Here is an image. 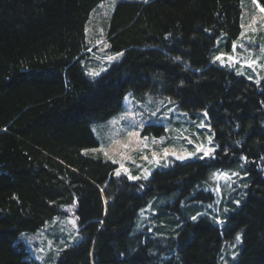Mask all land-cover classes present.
<instances>
[{
  "label": "trees",
  "instance_id": "trees-1",
  "mask_svg": "<svg viewBox=\"0 0 264 264\" xmlns=\"http://www.w3.org/2000/svg\"><path fill=\"white\" fill-rule=\"evenodd\" d=\"M101 1L0 0V264H35L21 234L75 200L83 238L55 264H161L175 251L178 264H220L224 240L238 233L233 264H264V81L212 61L219 38L229 46L241 34L242 0L118 3L107 37L124 55L92 79L82 64L86 26ZM129 90L169 97L193 116L206 111L214 155L132 181L115 175V163L85 154L99 144L92 124L117 113ZM241 164L240 204L231 203L223 227L208 212L195 221L181 212L185 199L214 202L212 171ZM151 200L168 210L134 232Z\"/></svg>",
  "mask_w": 264,
  "mask_h": 264
},
{
  "label": "rangeland",
  "instance_id": "rangeland-1",
  "mask_svg": "<svg viewBox=\"0 0 264 264\" xmlns=\"http://www.w3.org/2000/svg\"><path fill=\"white\" fill-rule=\"evenodd\" d=\"M122 1L148 2L150 0H103L93 9L86 26L89 54L87 59L82 61L89 78L101 76L114 62L123 57L112 62L106 59L116 54L110 50L107 34L115 8ZM241 6L240 36L229 46L225 36L219 38L212 54V61L260 84L264 81V12L260 11L262 7L257 0H242ZM222 53L225 63L215 59ZM229 56L235 57V60H228ZM93 71L100 74L95 77L88 74ZM249 77L252 78L249 79ZM129 93L133 95L127 102L123 98L122 107L117 113L106 120L92 124L93 133L99 144L97 147L85 149L83 151L85 154L115 163L116 169L121 170L120 176L128 177L125 173L127 169L130 175L140 176L139 180H145L143 179L145 174L150 173L148 177L150 179L156 170L168 169L174 162L182 163L201 159L203 151H197L198 148L205 151L209 148L217 150L209 116L208 114L207 117L204 116L206 111L193 116L182 111L176 101L169 97L155 99L147 95L140 98L132 90L127 91L125 96ZM169 100L172 103H169ZM201 123L205 127H200ZM141 124L143 127L140 126ZM156 126H162L164 132L160 135L156 134L153 130ZM129 132L139 133V135L129 136ZM209 137H212L211 144L208 141ZM165 149L168 152L167 156H165ZM105 152L107 155L104 154ZM172 153L177 155L194 153V155L180 160ZM214 153L207 157L213 156ZM242 166L241 164L232 171L231 169L212 171L207 183L215 193V201L189 202L185 199L179 207L181 212L191 217L208 212L210 218L223 227L226 222L225 215L230 210L231 203L240 204L238 197L243 176L239 173ZM173 201L172 199L170 202ZM236 201L239 203L237 204ZM154 202L155 200H151L139 211L134 232H138L145 225L150 228L156 226L155 224L159 223V212L168 210L167 203L163 202L155 208ZM210 204L212 206L209 208ZM77 205V200L72 204L63 205L64 214L55 217L36 232L21 234L20 239L25 242L36 261L35 264H55L61 251L82 240ZM73 220L75 224L72 223ZM237 235H240V240H236ZM237 235L233 240H224L219 257L220 264H233L238 260L243 245V235L242 233ZM162 258L161 264H178L180 261L177 251L163 255Z\"/></svg>",
  "mask_w": 264,
  "mask_h": 264
},
{
  "label": "snow or ice",
  "instance_id": "snow-or-ice-1",
  "mask_svg": "<svg viewBox=\"0 0 264 264\" xmlns=\"http://www.w3.org/2000/svg\"><path fill=\"white\" fill-rule=\"evenodd\" d=\"M260 11H261V12H264V8H261ZM169 35H170V34H169ZM234 46H235V44H234ZM121 56H123V52L116 53L114 56H108L106 59H107L109 62H112V61L118 60ZM175 59H176V60H179L180 57H176ZM215 59H216V60H220L221 63H225V60H224V54H223V53L220 54V55H218V56H216ZM228 60H235V57H231V56H229V57H228ZM249 66H251V65H249ZM102 71H105V70L102 69ZM88 74L91 75V76H93V77H95V76L99 75L100 73H98V72H94V71H93V72H90V73H88ZM251 78H252V77H249V79H251ZM132 95H133V94L129 93L127 96L124 97V100L127 102V101L129 100V97H131ZM169 103H172V101L169 100ZM169 111H171V109H170ZM204 116L207 117V112H204ZM140 126L143 127L142 124H141ZM200 127H205V125H204L203 123H201V124H200ZM128 135H129V136H133V135L138 136L139 133H132V132H129ZM145 139H147V138L145 137ZM208 141H209V144H211V143H212V137H209V138H208ZM237 143H239V142L237 141ZM93 151H96V150H93ZM197 151H203V156H202L201 158H204V157H207V156H209L210 154L214 153V152H215V148H209V149L206 150V151L203 150L202 148H198ZM104 154L107 155V152H105ZM167 155H168V152H167V150L165 149V156H167ZM172 155H177V154H176V153H172ZM191 155H194V153H189V154H185V155H177V159L184 160V159H187V158H188L189 156H191ZM144 159L146 160L147 157L145 156ZM244 159H246V158H244ZM138 167H139V166H138ZM121 168H123V165H121ZM125 173H127V174H128V178H129V179H132V180H139V179L141 178L140 176H132V175H130V173H128V170H127V169H125ZM115 175H116V176H120V175H121V170H120V169H116V171H115ZM149 175H150V173L145 174V175L143 176V179L147 180L148 177H149ZM141 187H143V185H141ZM236 203L238 204L239 201H236ZM211 206H212V205L210 204L208 207L210 208ZM226 211H227V210H226ZM191 219H192L193 221H195V220L197 219V216H192ZM72 223L75 224V221L73 220ZM240 239H241L240 235H237L236 240H240ZM65 247H67V245H65Z\"/></svg>",
  "mask_w": 264,
  "mask_h": 264
}]
</instances>
